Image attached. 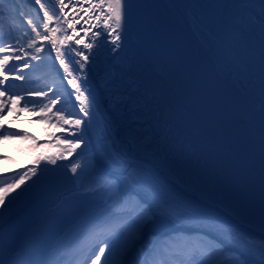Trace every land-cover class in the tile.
I'll list each match as a JSON object with an SVG mask.
<instances>
[{"label":"bare ground","instance_id":"1","mask_svg":"<svg viewBox=\"0 0 264 264\" xmlns=\"http://www.w3.org/2000/svg\"><path fill=\"white\" fill-rule=\"evenodd\" d=\"M144 1L167 43L137 0L120 30L119 56L102 23L92 29L101 32L99 45L91 31L84 37L94 60L82 75L113 146L147 157L186 203L264 246V68L239 54L203 0ZM155 112L174 116L178 127L160 124ZM133 127L143 128L142 145Z\"/></svg>","mask_w":264,"mask_h":264},{"label":"snow or ice","instance_id":"2","mask_svg":"<svg viewBox=\"0 0 264 264\" xmlns=\"http://www.w3.org/2000/svg\"><path fill=\"white\" fill-rule=\"evenodd\" d=\"M11 2L12 0H9V3ZM35 3L39 5V11L43 13V18L37 16L36 20L31 18L27 20L31 31L30 33L25 31L23 34L24 37H27L24 46L14 47L4 37H0V53H6L0 55V77H2L0 86L5 85L9 79L8 73L18 71L14 65L9 67L10 61L23 59L17 53H23L24 56L30 55L31 60L43 63L45 59H51V52H55V60L64 70V79H67V84L74 90L79 110L75 112L68 111L65 107H57L58 103L66 104L68 101L63 99V93L53 91L52 88H49V91L53 92L52 97L43 91L28 93L30 96L37 95L47 100V103L39 104L40 119L58 128L61 135H52L55 143L49 146L58 149L54 155H42L33 161L32 167L16 173L10 181H0V210H6L9 215L12 212V205L41 179L43 172L48 171L47 165L60 167L57 161L66 159V154L67 156H72L73 153L79 155L77 149L82 150V145L87 147L85 135L93 116L92 108L95 104V97L86 86L89 78L82 75L86 65L94 60V56L86 54L85 50L91 52L94 43L99 45L100 42L96 38L101 36V32L92 31V29L99 28L102 23L104 31L112 37L111 43L115 46L111 51L119 56L117 49H122L121 41L123 40L120 30L126 23L127 9L131 0H82L79 4H72V0H69L67 4L65 0H55L54 3L47 4L42 3L41 0H35ZM85 4L87 7H84ZM70 5L76 9L71 16L65 11ZM81 12L83 15H80ZM93 20L97 23H92ZM81 21L83 22L81 23ZM53 23L55 27H50ZM77 25H79V29H77ZM69 31H71V35ZM90 31L94 43L86 42L84 39ZM81 33L83 36L80 35ZM44 42L50 44L51 48L45 49ZM16 43L20 44V39H17ZM262 46H264V34H262ZM25 47L33 49V52L27 53ZM45 51L48 52L46 57L38 55ZM23 67L28 68L30 65L24 63ZM15 79L22 80L24 77L17 75ZM262 94H264V88H262ZM0 97H6L0 99V119L6 113L16 116L20 111H36V102L33 101H25L24 107L19 108L23 97L18 94H10L6 88L0 87ZM29 103L34 105L31 109L28 107ZM27 135L25 134V136ZM18 136L20 133L8 131L3 124H0V140L14 139ZM68 171L73 174V179L81 181L93 177V191L108 193L105 201L107 220L103 226L86 227L84 232V246L90 256H94V259H91V264H126L132 249L143 241L144 229L152 220L151 209L135 198L124 194L113 178L97 174L95 168L86 161L71 162ZM26 181H31V184L26 185ZM22 185L25 187L21 188ZM17 189L20 191L16 192ZM13 192H16V195L10 196ZM147 244V248L141 249L145 257L168 255V259L162 258L158 264H214L217 256V250L212 245L193 241L180 243L174 237L161 241L148 240ZM3 249L6 255L24 257L23 264H33L31 254L26 253L23 249L18 250L14 240L5 241ZM112 257H123V259L113 260ZM0 264H5L4 255H0ZM142 264H150V262L145 259Z\"/></svg>","mask_w":264,"mask_h":264},{"label":"trees","instance_id":"3","mask_svg":"<svg viewBox=\"0 0 264 264\" xmlns=\"http://www.w3.org/2000/svg\"><path fill=\"white\" fill-rule=\"evenodd\" d=\"M33 14L34 11L27 5L26 0H12L11 3L9 0H0V37H4L14 47L24 46L27 37H24L23 34L25 31L29 33L31 31L27 20L29 18L36 20ZM17 39H20V44L16 43ZM26 49L29 54L33 52V49ZM5 54L0 53V55ZM17 54L21 55L23 59L10 61L9 67L14 65L18 71L20 69L21 71L8 73L9 79L5 85L0 87H8V90L12 92L10 94H18L23 97L19 108L24 107L25 101L36 102V111H20L16 116L6 113L0 119V124H3L6 130L20 133L17 138L0 140V181H10L16 173L32 167L33 161L42 155H54L58 149L49 146L55 143L50 134L61 135L58 128L40 119L39 104L47 103V100L41 96L28 95L29 92L43 91L47 92L49 96L47 83L36 85L34 84L35 78L32 76H50L54 71H47L42 65L34 66L31 71H27L23 64H29L35 60H31L30 55ZM24 73L27 74L26 77L22 75ZM17 75H22L24 79H15ZM33 106L32 103L28 105L30 109ZM57 107L63 106L57 104ZM25 134L28 135L25 136ZM16 142L31 143L33 147L26 149L25 153L18 155L17 158L11 157L6 149ZM86 143L87 147L82 145V150L77 149L79 155L73 153L72 156H67L66 154V159L58 160L57 164L60 167L47 165L48 171L43 172L41 179L12 205L10 215L6 210H0V255L5 256V264H23L24 259V257L4 253L3 245L7 240H14L18 250L23 249L26 253H30L33 264H82L88 258L89 252L84 246L85 228L92 225L103 226L107 220L105 201L108 193L93 191V177H88L84 181L73 179V174L68 171L71 162L86 161L95 168L97 174L113 178L124 194L135 198L137 188H134L133 178L110 174L106 168L97 165L88 146L90 143L87 141ZM11 160L14 164H11ZM50 183L56 186L50 185ZM27 184H31V181H26ZM24 187L25 185L21 186V188ZM47 189L56 191L58 194L51 202L44 203L42 196ZM19 191L20 189L16 190V192ZM16 192L11 193L10 196H15ZM142 199H144V203H141L144 206L153 208L147 197L144 196ZM151 214L154 218L161 216L157 210ZM143 248H147V246ZM135 253L140 264L145 259L150 264H158L162 258H169L166 254L145 257L141 250ZM111 259L114 260V257ZM129 264L135 263L131 261ZM214 264L246 263L236 256L225 260L217 255Z\"/></svg>","mask_w":264,"mask_h":264},{"label":"rangeland","instance_id":"4","mask_svg":"<svg viewBox=\"0 0 264 264\" xmlns=\"http://www.w3.org/2000/svg\"><path fill=\"white\" fill-rule=\"evenodd\" d=\"M41 2L47 4L45 0H41ZM28 5L31 7V10L34 11L33 16L35 19L37 16L41 19L43 18V13L39 11V5L35 3V0ZM50 27H55V24L53 23ZM44 47L45 49H50L51 45L44 42ZM25 51H27L26 48ZM39 55L41 57H46L48 52H41ZM50 56L51 59H45L43 63L40 61H32L29 63L30 67L25 68V70L31 71V69L37 65H42L47 71L53 69V75L42 77H40V75H34L32 77L35 78L37 84L41 85L42 83H47L49 88H52L53 91L63 93V99L68 101V103L58 104L67 108L68 111L78 112V102L75 101L74 90L67 84V79H64V70L60 67L59 62L55 60L56 53L51 52ZM20 71L21 69L18 72ZM22 75L24 77L27 76L26 73ZM68 79H71V77H68ZM61 85H63V88H61ZM5 88L8 90V87ZM8 92L12 93L9 90ZM48 92L49 96L52 97L53 92L49 90ZM113 99H115V96ZM92 110L93 116L86 131L85 141L90 143L88 146L92 155H94V162L106 168L110 174L113 173L120 177L130 176L133 178L134 188H137L135 199L141 202L140 199L142 197H147L151 207L155 209L152 210V213L157 210L159 214L167 218V221L163 222L159 220L158 217H152L151 222H149L144 229L143 240L146 238L150 240L156 229H162L172 233L171 237H174L177 242L183 243L185 240L180 237V234H184L185 232L189 233L190 230V232L197 234L193 237L197 238L199 242L214 246L217 253H221L222 250L225 249L228 250L229 253L224 255L225 260H230L236 256L241 258L246 264H264V246L254 240L242 238L236 234L232 228L230 229L223 223L219 224L213 217L202 211L201 208L186 203L180 197V194L175 193L174 189L170 187L166 177L163 178L156 175L155 170L157 166L151 163L147 157H141L134 151H131V153L130 151L126 152L122 147L120 150L114 148L112 136L106 124L105 117L95 105ZM153 117L160 124L162 119H165L171 127H178L177 119L170 114L158 116L155 112L153 113ZM132 129L134 131H131L130 135L131 133L136 134L137 132L136 135H138L139 142L142 145L147 138L146 134H140L143 128L133 127ZM51 136L52 134H50V137ZM31 147H33L31 143L20 144L16 142L7 147L6 150L11 157L17 158L18 155H23L25 153L24 151ZM11 162V164H14L13 160H11ZM50 185L56 186L51 183ZM57 194L56 191L47 189L46 193L42 196V200L44 203L47 201L51 202ZM96 251L98 252V248ZM91 259H94V256H90L89 254V257L85 260L86 264H91ZM119 259H123V257H114V260ZM85 261L83 264H85Z\"/></svg>","mask_w":264,"mask_h":264},{"label":"water","instance_id":"5","mask_svg":"<svg viewBox=\"0 0 264 264\" xmlns=\"http://www.w3.org/2000/svg\"><path fill=\"white\" fill-rule=\"evenodd\" d=\"M137 1H138L139 6L142 7V9H141L142 10V16L145 17V21L147 22L149 18H151L153 20L154 19L153 13H152L150 7L145 3V1L144 0H137ZM153 24H154V26H156L155 19L153 20ZM154 31L156 32L157 36L159 35L160 37L163 38L165 43H167L169 41L168 37H166V35L159 29V27L157 28V26H156ZM169 47H171L173 49L171 44L169 45ZM174 58L176 59V62H174V63L177 66V58L175 56H174ZM167 67L170 70H172L170 65H167Z\"/></svg>","mask_w":264,"mask_h":264}]
</instances>
